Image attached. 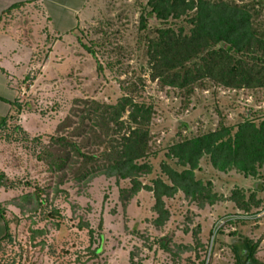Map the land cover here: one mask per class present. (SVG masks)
Instances as JSON below:
<instances>
[{"label":"rangeland","instance_id":"rangeland-1","mask_svg":"<svg viewBox=\"0 0 264 264\" xmlns=\"http://www.w3.org/2000/svg\"><path fill=\"white\" fill-rule=\"evenodd\" d=\"M148 1L91 0L83 10L68 8L69 18L35 4L7 18L21 56L19 68L6 72L7 89L20 111L11 105L0 128V173L9 180L1 204L13 236L0 251V264H235L232 244L241 236L259 242L258 256L264 258V203L262 212L245 224L223 218L234 211L230 197L235 189L247 191L264 180L236 170L221 172L204 157L196 174L212 183L216 202L201 207L179 192L166 198L170 219L156 226L153 192L142 189L123 200L128 180L97 175L86 184L76 173L57 171L40 159L45 150L60 151L55 139L61 137L86 144L85 149L88 144L91 151L101 149L97 136L87 132L91 119L83 114L94 102L113 105L124 95L154 105L149 162L157 171L164 150L178 140L233 122L246 111L262 112L259 119H264V88L236 89L204 79L189 91L162 87L152 79L144 36L156 35L157 27H188L185 17L166 22L154 16L143 29L140 19ZM223 1L253 7L259 13L255 25L264 33V0ZM157 176L154 172L140 180L151 185ZM38 188L43 203L35 202L34 211H22L13 202ZM54 209L59 214L53 217ZM35 230L43 233L32 239Z\"/></svg>","mask_w":264,"mask_h":264},{"label":"trees","instance_id":"trees-1","mask_svg":"<svg viewBox=\"0 0 264 264\" xmlns=\"http://www.w3.org/2000/svg\"><path fill=\"white\" fill-rule=\"evenodd\" d=\"M147 9L140 19L143 29L147 28L149 19L154 16L166 22L170 18L180 20L185 17L188 27H157L156 35L144 36V55L149 58L152 79H157L160 86L192 91L199 81L211 79L230 88H264V33L255 25L254 18L259 13L253 7L223 0H149ZM10 103L20 111L16 101ZM91 105L83 114L92 121L91 125L86 126L87 132L97 136L95 143L102 148L95 152L91 151L90 145L87 144L85 149L86 144H82L83 151L80 143L61 137L55 139L60 144V151L52 153L49 149L45 150L40 159L48 161L57 171L76 173V179L85 180L86 184L97 175L116 178L117 182L128 180L131 186L122 191L123 200L133 197L142 189L153 192V209L158 214L154 220L156 226H163L170 219L166 198L174 197L179 192L192 201H198L201 207L205 203L216 202L212 183L196 174L201 170L200 161L204 157L221 172L236 170L245 177L264 180V119H259L262 112L259 116L258 113L253 115L246 111L233 122H221L214 130L176 141L164 150L161 169L157 171L149 162L154 105L138 101L130 95L122 96L113 105L97 102ZM127 112V119L121 120ZM6 122L5 118L0 128ZM95 125L100 127V134H97ZM154 172L158 176L153 178L152 184H143L141 177ZM8 183L7 176L0 173V188ZM62 184L63 181L55 187V195L61 192ZM260 192L264 193V182H255L247 191L235 189L230 197L234 211L223 218H228L230 224H245L250 217L260 214L264 203V194L258 198ZM40 199L41 191L38 188L34 193L24 194L21 202H13L22 211H34L37 208L35 202L42 205ZM0 212L5 214L1 206ZM58 214L59 211L55 209L50 213L53 217ZM80 227L90 225L81 223ZM223 227L220 226L215 235ZM40 233L43 231H33L32 239ZM12 239L7 218V232L0 240V251L4 243L12 242ZM235 241L232 244L235 264H264V260L258 256L259 242L248 236H241ZM100 250L101 247L97 248L95 253Z\"/></svg>","mask_w":264,"mask_h":264},{"label":"crops","instance_id":"crops-1","mask_svg":"<svg viewBox=\"0 0 264 264\" xmlns=\"http://www.w3.org/2000/svg\"><path fill=\"white\" fill-rule=\"evenodd\" d=\"M91 0H0V87L3 88L0 94V124L6 118L12 101V94L7 89V76L6 72L15 71L19 68L21 62L20 45L15 40V31L7 27L6 20L18 10L28 8L35 4H41L48 8L49 13L54 14L56 10L57 16L70 17L68 8L72 10L84 9ZM69 21V20H68ZM9 74V73H8ZM4 94V95H3ZM0 188V206L2 207L1 191ZM7 232V216L0 212V240L6 235ZM264 260V258H262Z\"/></svg>","mask_w":264,"mask_h":264}]
</instances>
